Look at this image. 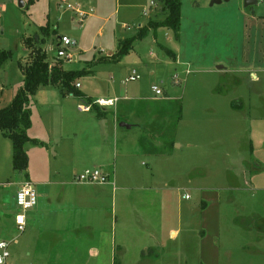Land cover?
Instances as JSON below:
<instances>
[{"label":"rangeland","instance_id":"obj_1","mask_svg":"<svg viewBox=\"0 0 264 264\" xmlns=\"http://www.w3.org/2000/svg\"><path fill=\"white\" fill-rule=\"evenodd\" d=\"M180 1L176 39L172 30L148 27L149 21L166 18L163 0H36L33 4L23 0L24 7L18 0H0V51L8 55L0 62V109L10 104L22 85L18 63L29 62L31 54L25 40L40 37L48 63L55 65L59 37L66 36L76 45L68 49L72 62L64 68L92 69L75 81L78 91L117 99L119 114L115 107L105 109L117 119L120 114L129 116L123 119L134 125L129 143L121 137L114 140L111 133L102 132L93 106L89 112L78 111V104H88L86 99L57 87L39 88L45 89L47 101L34 96L31 103L28 135L38 144L24 147L25 172L13 170L11 141L0 133V242L9 243L6 264H112L110 248L100 251L79 240L93 235L83 226L74 232H56L48 217H40L20 233L12 201L29 182L37 203L49 193L54 205L63 200L60 204L69 206L74 195L91 193L96 186L83 184L58 192L61 183L72 182L73 172L90 168L105 174L119 171L117 178H110L116 186L109 193L111 189L122 193L129 183L123 165L128 160L141 166L136 176L152 172L146 180L163 184L160 197L168 199V208L156 209L155 222L148 224L143 218L134 223L142 229L171 225L165 233L159 232L156 241L161 248L139 257L132 246L123 255V264H198L199 238L202 241V232L211 227L203 213L208 200L196 187L221 194L212 206L219 209L212 216L217 232L209 234L219 245V264H264V145L259 135L264 132V3L245 8L243 0L213 6L210 0ZM42 27H48V35L40 32ZM141 31L146 36L135 41L126 59L90 66L98 57L114 53L119 40ZM161 46L175 53L176 60ZM133 73L139 79L127 81ZM154 87L162 91L161 97ZM186 193L190 200L183 198ZM163 214L170 217L164 223ZM83 218L78 211L75 216L55 218V224L78 226ZM170 229L179 231L171 236ZM130 241L134 244L135 239ZM169 250L178 253L175 259ZM96 251L100 260L94 258ZM180 251L191 260L182 263ZM200 262L206 264L205 259Z\"/></svg>","mask_w":264,"mask_h":264},{"label":"crops","instance_id":"obj_2","mask_svg":"<svg viewBox=\"0 0 264 264\" xmlns=\"http://www.w3.org/2000/svg\"><path fill=\"white\" fill-rule=\"evenodd\" d=\"M63 1L66 2V0H62V3ZM114 53L108 52V56L106 57H111ZM127 57L128 56H126L123 59H126ZM100 58H105V57H98L96 60L92 62L93 64L90 66L92 67L95 64H99V62L97 61ZM64 65H66V63H64ZM64 65L63 68L65 67ZM50 66L52 67L53 65ZM82 69L86 70V68H82ZM82 69H78V70H82ZM64 70H70V69L64 68ZM86 71L91 73L92 69ZM22 81H23V76H22ZM21 87L22 85L20 86V88ZM15 95L16 94L13 95L12 100L14 99ZM85 97L91 98L95 101L99 99H103V100L111 99V98L107 99L103 97L94 98L92 96H86V95ZM37 98H39V100L41 101H44V103L46 104L47 93L45 89H41L40 91H38V93L35 95L34 100H37ZM12 100L10 101V103L12 102ZM30 109L32 111L31 106ZM119 110H120L119 107H117L116 108L117 114H119ZM102 111L107 112L106 118H99L98 115H96V119L97 121L103 119L106 120L105 133L107 135L108 133H111L112 136L114 137V140H117L118 138L121 137L124 141H126V143H129V141L132 138L131 136H129V134L131 132V129L134 127V125L130 129L119 127V123H126V124L131 123L123 119L125 117L129 118V116L120 114L121 118L117 119L114 116V114L112 117L111 113L105 108H102ZM141 127L143 128V126ZM120 129H122L123 131H120ZM259 135L261 138H263L262 145H264V132L259 133ZM55 156H57V153L55 154ZM259 164H262V162H260ZM123 165H126L124 172V179H128L127 181H129V183L124 186V188L122 189V193L114 194V190L111 189L113 192L112 194H110L109 190L111 186L109 185L107 186L93 185L96 186L93 192L91 193L79 192L78 195L77 194L74 195L75 197L74 199L72 198L73 200H75V202L74 203L72 202L69 206H64L60 204L63 202V200H60V203L58 205H54V201L51 200L50 197L48 196L49 193L42 194L40 200H44V201L41 202L40 204L37 203L35 208L32 209L31 212L27 213L26 230L30 225L35 224L37 221H39V219H41L40 217H48L47 221L51 222V224L54 225L53 226L55 228L54 231L56 232H62V231L74 232L77 230L79 226H83L84 229H88V232L90 234L93 233V235L87 236L89 238H86L85 236L79 237V240H81L83 243L87 245H94V247L99 249L100 251L110 248V257L112 264H123L124 260H122V257L126 253V251L128 252V250L131 249L132 246H134L133 249H135L134 253L140 255L139 257H142L143 255H149L155 249L161 248V244L160 243L158 244L156 240L158 235H160L159 232L165 233V231L170 228L171 223L168 224L164 223L166 220L170 219V217H168V215L166 214H163V216L160 217V221H163L164 223V225L160 224L161 225L160 229L155 228V227L159 228V226L157 225L154 226L152 225L151 228L147 226L146 228L144 227L145 229H142L138 226V224H135L134 221L138 222L139 220L140 221L139 223H141L143 221V218H145V221L148 224H152L153 221L155 222L154 217L157 216L156 209H158V207L161 206H163V208L165 207L168 208V199L160 197L161 191L164 189V185L157 184L154 181L146 180L149 179L150 177H153L152 172L150 174L146 172L143 173V175L141 172L139 176H136L135 173L137 171H140L141 166L134 161H130V160L124 161ZM136 165H137V169H136ZM111 172L112 174L109 173L107 174H109L112 177V179L117 178L116 172L119 173V171H115V169H113L111 170ZM78 173L79 172L72 173L73 183L69 180L62 182L61 183L62 188L59 189L58 192L64 191L63 189L66 187L81 186L80 184H77L75 182V177ZM135 179H142V180L137 181ZM137 183L138 184L142 183L143 185L137 186ZM195 189H197L198 191L201 190L202 191L201 196L203 197V199L205 201L208 200V208L209 207L210 208L209 209L206 208L207 204H205L203 213L207 216L206 218L207 225L211 227V230L210 229L208 230V228H206V230L202 232V241H200L201 237L199 238V248L196 249L197 261L198 264H201V262L199 263V260L205 259L206 264H210V261L212 263L219 264L221 262V251L219 249V245L217 244V242H215V239L213 241V239L209 237V234L210 232H217V220L214 219L212 216L214 214L218 215L219 209H212V206H215L216 203H219L221 194L219 195V192L213 189H208V191H206L207 188L201 189L196 187ZM185 195L190 196V193L189 194L186 193ZM60 196L63 197V194H61ZM158 197L161 198L160 201L156 200V198ZM138 205L140 206V209L138 208ZM78 211H79V217H84L82 221H79L78 226L76 224L75 225L73 224V226L72 225L70 226L68 224H63V226L59 227V225L55 224L56 219L61 217L63 218L64 216L66 217L75 216V214H78ZM178 231L179 230L170 229L169 232H171V236H172V235H176ZM133 238L135 239L134 244H132L130 241V239L133 240ZM206 240L208 242L207 246H205L204 244ZM186 246L189 247L188 245ZM96 253L97 256L95 254L94 258L96 260H100L99 257L100 252L96 251ZM168 253H170L169 255L173 259H175L178 254V253L175 254L173 253V251L170 250ZM179 254H181L179 258L182 263L191 260V258L185 251H183V253L180 251ZM117 255L120 256L119 259H117Z\"/></svg>","mask_w":264,"mask_h":264},{"label":"trees","instance_id":"obj_3","mask_svg":"<svg viewBox=\"0 0 264 264\" xmlns=\"http://www.w3.org/2000/svg\"><path fill=\"white\" fill-rule=\"evenodd\" d=\"M36 0H29L33 4ZM165 10L167 11L166 18L163 21H149L148 27L155 30L166 28L172 30L175 38H178L180 32V17H181V1L180 0H163ZM43 35L49 34V29L40 28ZM146 36L145 33H138L136 36L118 41L116 52L111 57L100 58L99 63H117L128 56L134 48V43ZM44 43V40H42ZM26 46L31 50L29 56L30 61L25 64L19 62L18 66L23 76L22 87L16 93L12 102L0 109V133L4 138L11 141L12 144V166L13 170L25 172L28 168V157L24 150L27 143L32 142L38 144L37 141L30 139L28 131L32 127V111L30 109L32 98L36 95L41 87L52 86L60 88L61 91H66L73 96L81 99H86L88 104L96 109L99 118H106L107 112L102 111L97 105H94V100L85 97L78 88L75 87V81L84 76L87 71L82 70H64V61L57 59L52 67L48 63L46 52L40 47V39L27 38ZM161 48L175 59V54L166 47ZM8 55L0 51V62L6 60Z\"/></svg>","mask_w":264,"mask_h":264},{"label":"built area","instance_id":"obj_4","mask_svg":"<svg viewBox=\"0 0 264 264\" xmlns=\"http://www.w3.org/2000/svg\"><path fill=\"white\" fill-rule=\"evenodd\" d=\"M258 4L264 3V0H257ZM63 3H66L63 1ZM70 7V5H69ZM76 14L81 18L85 16L84 13L80 12L78 9L75 10ZM76 45L75 41H72L70 38L66 36L59 37L58 40V46H57V59L63 60L65 63L72 62L73 55L68 51L71 47ZM190 74V71L187 70V75ZM139 79V76L132 75L130 76L127 81H136ZM178 83V81H176ZM76 88H79V83L75 84ZM153 92L157 96H162V91L154 87ZM117 99H109V100H103L99 99L94 102V105L99 106L100 108L105 107H115L117 104ZM79 112H89L92 109V104H78L77 107ZM111 176L109 174H105L101 172L99 169L96 168H90L86 169L81 174L76 175L75 182L77 184L83 185V184H90V185H99V186H111L112 188H115V181L110 179ZM184 199L188 200L190 199L189 195H184ZM15 208L18 211L15 216V225L17 227V230L20 233L25 232L26 230V215L27 212L34 209L37 204V195L31 185V183L26 182L23 184V186L20 188V190L17 192V195L15 197ZM16 243V241H15ZM9 243L1 241L0 242V264H6L7 259L10 256V253L8 251Z\"/></svg>","mask_w":264,"mask_h":264},{"label":"water","instance_id":"obj_5","mask_svg":"<svg viewBox=\"0 0 264 264\" xmlns=\"http://www.w3.org/2000/svg\"><path fill=\"white\" fill-rule=\"evenodd\" d=\"M231 0H210V5L213 6V5H219L223 2H229ZM18 3H19V6L20 7H24V2L23 0H18ZM258 5V1L257 0H243V6L245 8L247 7H251V6H257ZM221 69V67H219ZM105 125H106V120L103 119L101 120V123H100V126H101V129H102V132L105 133ZM133 125H129V124H126V123H119V127L120 128H126V129H130ZM12 207L14 208L15 207V200L12 201Z\"/></svg>","mask_w":264,"mask_h":264}]
</instances>
